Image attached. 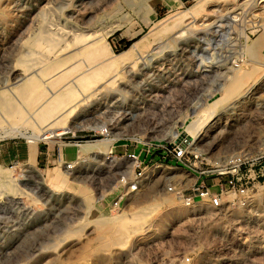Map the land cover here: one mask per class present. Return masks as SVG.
Wrapping results in <instances>:
<instances>
[{
  "label": "rangeland",
  "instance_id": "374dc122",
  "mask_svg": "<svg viewBox=\"0 0 264 264\" xmlns=\"http://www.w3.org/2000/svg\"><path fill=\"white\" fill-rule=\"evenodd\" d=\"M196 2L0 0V86L16 85L17 61L25 54L21 44L38 27L47 36H64L69 30L95 32L107 43L110 55L142 40L132 57L137 62L134 77L106 90L97 85L90 95H83L66 127L56 128L61 133L68 129L67 133L34 140L40 134L30 126L0 127V165L8 167L12 177L26 175L18 184L21 191L0 197V264H264V179L253 187L245 205L186 207L165 193L172 160L163 158V165L144 172L121 210L111 215L104 211L119 167L130 164L126 157L119 158L120 142L134 143V151L141 147L134 139L147 142L150 154L140 150L138 155L147 165L160 154L154 144L159 139H180L210 162L233 153H264V0H206L197 16L188 14L172 33L155 39L159 28ZM153 22L159 26L149 32ZM125 39L133 40L127 48ZM238 54L242 63L235 65ZM104 57L109 55L103 53ZM130 63H118L116 72L128 70ZM252 64L260 70L255 80L242 77L238 94L217 105L199 134L208 116L169 138L181 131L182 119L191 117L192 110L216 103L230 85V76ZM156 93L158 99L150 100L156 108L141 119L136 107ZM128 107L136 112L121 114ZM96 124L108 125L116 135L109 131L107 137L89 136ZM119 137L110 155V143ZM74 140L80 141L76 145ZM26 144L36 146L35 160L29 164H24ZM43 144L55 148L46 169L40 165ZM61 146H70L74 156L57 158ZM107 157L123 163L111 164ZM28 166H38L41 172L33 178ZM66 166L69 173L63 177L59 169ZM175 170L185 183L192 180L184 169ZM139 214L137 231L121 235L119 227L129 228Z\"/></svg>",
  "mask_w": 264,
  "mask_h": 264
},
{
  "label": "bare ground",
  "instance_id": "6f19581e",
  "mask_svg": "<svg viewBox=\"0 0 264 264\" xmlns=\"http://www.w3.org/2000/svg\"><path fill=\"white\" fill-rule=\"evenodd\" d=\"M204 2H206V0H197L193 6L182 12L180 11V13H178L179 15L163 25L157 31L156 29L158 28L159 23H157L158 21L153 22L149 27V32L156 31L155 39H161L163 34L168 32L172 33L176 27H179V22L188 16V14L197 16L198 13L203 10ZM44 7L49 8V6ZM43 30L41 29L39 31L38 27L35 30L33 29L34 32L26 33V37H23L24 39L21 48L22 52L24 51L25 54L21 55L17 61L16 66H19L20 71L16 72L13 78L15 80L14 84L16 85L11 86L13 83H7L0 86L1 88L4 86L6 87L0 91V127L5 129L9 126L13 129H19L20 127L30 126L32 129H36L37 133L40 134V137H32L34 140L47 138L53 133H61L56 131V128L63 129L66 127L68 117L71 113L75 112V109H77L79 100L83 98V95H90V93L93 92L92 88L95 86H103L106 90L109 86H121L123 83H126L129 79L133 78L135 75L134 68L137 62L136 59L132 60V57L134 56L135 49L142 41H135L119 55H110L111 51L107 43L102 36L95 34V32L86 34L87 32L83 33L80 31L69 30L64 35L67 37L65 39L63 38L64 36H59V32L58 36H50L49 34V36H47L46 33H43ZM103 53H106V55L108 54L109 57L103 58ZM97 60H99L98 63L96 62ZM127 61L131 62L129 64L130 68L122 72H116V65ZM93 62L97 64L92 67ZM258 66L259 65L252 64L249 70H237L232 76H230L231 81H229L230 79L228 77L229 80L227 83L230 85L222 91L223 93L220 97L216 98V103L213 105L202 103L196 111L192 110L193 115L191 117L188 116L186 119H182L181 131L179 132L177 129L176 133L171 136L169 135V138L198 126L202 119L205 116H208L205 118L206 124L197 132V134H199L200 131L208 125L209 121L212 120L210 119V116L213 114L215 108H218L217 105L228 96L238 94L240 89L239 82L242 77H251L253 79L257 77L260 72ZM90 90H92V92ZM157 93H159V90ZM157 93L150 95L151 98L148 101L146 100L142 107H136L138 110L140 109L139 116L141 119L142 115L146 114V112L156 108L152 107L150 100L158 99L157 97H159V95ZM169 103L170 102L167 104L170 105L171 103ZM166 106L167 105L163 104L162 107L165 108ZM132 108H124L121 114L123 113L124 116L133 115V113L136 112V108ZM109 120L111 123L114 122L113 118H110ZM137 123L140 125L139 121ZM102 125L103 124H96L93 128H100ZM109 128L111 131L110 133L116 135L114 131L112 132L113 128ZM140 138H145V136H140ZM32 146L33 149L30 151L29 156L25 161L26 163L24 164H29V161L34 158L36 146ZM101 148L104 150V154H106L105 147L101 146ZM106 159L110 161L111 164L114 162V165L123 163L122 160L113 157H107ZM154 165H156L155 167H158L161 164L156 163ZM28 168L30 169L32 176H34L33 178L36 177V174L41 172V168L38 166H35L34 169H31L29 166ZM59 171L63 177H66L69 173L67 166L63 167L62 170L59 169ZM25 176V174H20L18 178L14 176L13 178L9 168L0 165V197H4L9 193L21 191L18 184L22 183V179H25ZM37 184L38 183H36V185ZM42 184L44 185V183ZM42 184L39 183L38 185L40 186ZM129 196H131V193L125 199L124 204ZM165 201L170 202V200L168 201L166 199ZM141 216L142 215L139 214L133 219V221L131 220V224H133L129 226V228L121 225V227H119L121 231L120 234L125 235L127 232L130 234L135 233L138 229V224L141 222L139 221L140 218H142ZM122 218H124V216H122ZM112 233L113 232H109V234Z\"/></svg>",
  "mask_w": 264,
  "mask_h": 264
},
{
  "label": "built area",
  "instance_id": "2783aa9c",
  "mask_svg": "<svg viewBox=\"0 0 264 264\" xmlns=\"http://www.w3.org/2000/svg\"><path fill=\"white\" fill-rule=\"evenodd\" d=\"M235 65L242 63V56L238 54L234 59ZM89 136L106 137L110 128L104 124L100 128H90ZM69 130L60 134L67 133ZM74 134L73 130H70ZM100 137V138H101ZM121 137L114 139L110 143L109 154L112 147ZM89 139H91L89 137ZM74 140V144L77 145ZM138 152L128 150L126 142H120L122 154L119 158L126 157L129 161L119 167L116 173L114 187L108 191L110 196L104 204L105 214L111 215L122 208L124 200L140 185L144 172L156 167H152L154 161L163 165L160 161L164 159L172 160L168 165L170 171L164 184L165 193L174 200L186 207L196 204H205L209 208L217 209L228 205H245L253 187L264 179V153L259 155H246L244 153H233L227 155L220 161H209L199 151L187 149L180 139L157 140L155 146L160 150V154L150 165L142 163L143 159L138 157L140 150L150 154L149 145L141 141ZM151 158H148L149 161ZM160 165V166H161ZM159 167V166H158ZM184 169L192 180L188 183L183 181V177L178 175L176 168Z\"/></svg>",
  "mask_w": 264,
  "mask_h": 264
},
{
  "label": "crops",
  "instance_id": "0c3cea01",
  "mask_svg": "<svg viewBox=\"0 0 264 264\" xmlns=\"http://www.w3.org/2000/svg\"><path fill=\"white\" fill-rule=\"evenodd\" d=\"M41 146L43 148H41L39 150L42 153V158H41L42 160H41L40 165L42 166V168L46 169V168H48V165L49 164H52V162H53V155L55 153L54 152L55 148H54V145L53 144L51 146V150H50L49 145H47V144H43ZM133 146H134V143H131V145H129L127 143L128 150H133ZM32 149H33V146L32 145L26 144V148H25V160H27V157L29 156V153H30V151ZM35 149H36V147H35ZM70 150H72L70 146H61V147H58L57 148L56 157L57 158L58 157H64L65 159H68L69 160V159H71L74 156V151H72V153H71V152H69ZM138 150L135 151V152H138ZM122 152H123V150H122ZM35 153H36V151H35ZM148 158H150V156ZM148 158L145 159V160H148ZM34 160H35V155H34Z\"/></svg>",
  "mask_w": 264,
  "mask_h": 264
},
{
  "label": "trees",
  "instance_id": "16d2710c",
  "mask_svg": "<svg viewBox=\"0 0 264 264\" xmlns=\"http://www.w3.org/2000/svg\"><path fill=\"white\" fill-rule=\"evenodd\" d=\"M122 40V39H121ZM131 42V39H125L124 40V43H123V47H125V48H127L132 42H133V40H132V42ZM130 43V44H129ZM124 48V49H125Z\"/></svg>",
  "mask_w": 264,
  "mask_h": 264
}]
</instances>
